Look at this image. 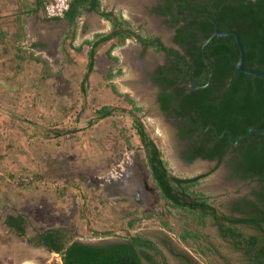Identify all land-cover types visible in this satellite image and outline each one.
<instances>
[{
    "label": "rangeland",
    "instance_id": "obj_1",
    "mask_svg": "<svg viewBox=\"0 0 264 264\" xmlns=\"http://www.w3.org/2000/svg\"><path fill=\"white\" fill-rule=\"evenodd\" d=\"M37 1L0 0V264H61L59 254L38 241L47 229H58L66 243L90 245L146 237L157 244L167 264H185L171 251L187 255L193 264H246L209 217L202 226L197 213L171 208L154 188L134 118L172 175L206 174L193 190L203 193L219 213H227L228 203L252 187L228 171L227 158L219 164L180 161L187 141L178 139L174 122L158 113L156 94L133 84L137 75L126 61L127 56L131 63L139 58L144 69L162 63L163 55L131 39L112 46L110 55L111 42L97 45L81 89L89 50L83 41H94L93 32L105 26L93 14L82 15L73 42L81 49H71L65 39L70 27L64 20H51L45 7L53 0H43V8L20 17L24 34L16 40L15 16L23 5L32 7ZM164 22L150 16L131 26L143 35L158 34L168 46L172 30ZM35 57L46 61L47 75ZM102 106L111 107L112 113L98 119L95 112ZM174 161L184 168H175ZM194 164L205 167L189 172ZM8 215L22 216L23 235L7 228ZM186 231L197 238L183 239Z\"/></svg>",
    "mask_w": 264,
    "mask_h": 264
},
{
    "label": "trees",
    "instance_id": "obj_2",
    "mask_svg": "<svg viewBox=\"0 0 264 264\" xmlns=\"http://www.w3.org/2000/svg\"><path fill=\"white\" fill-rule=\"evenodd\" d=\"M181 1L182 4L177 11L181 14V24L175 29L173 40L182 49V53L165 47L158 39L142 38L137 35L139 42L149 45L156 52H164L173 57L169 67H159L157 70L158 74L164 72L163 70L166 72L164 76L154 79L162 88L158 102L161 108L166 110L171 100L179 99L175 103V114L186 116L182 121L187 124L184 128L179 127V136L181 139L186 137L191 139L188 149H192V152L186 159L192 160L200 156L216 159L219 164L225 154L224 147L228 146L231 174L240 179L257 180V201L248 202L250 209L242 217L218 213L203 193L193 190L206 174L190 178L172 175L157 145L136 118L133 120L134 130L144 151L145 163L154 188L160 198L171 208L197 213L202 226L204 219L209 217L219 236L228 239L232 247L243 256L244 245L238 239V233L242 227L255 228L261 236H249V243L257 252L258 261L264 262V134L253 130L248 137L237 139L239 135L247 134L251 126L264 130V80L235 70L238 49L233 35L213 36L202 46L204 40L213 32L214 26L209 19L213 17L220 30L234 29L238 32L245 49L244 65L264 72V0H204V5ZM44 4L43 0H38L32 7L26 4L21 7L20 13L14 18L17 28L13 37L15 36L16 40L24 34L23 19L20 17L22 15L26 17L38 7L43 8ZM87 5L88 9H95L99 6V0H69L67 8L60 16L49 17L54 20L64 19L69 23L70 31L65 35V39L69 47L76 51L81 49L73 45L77 18ZM178 22L177 17L173 18L172 24ZM126 26L129 27V22L121 20L118 31L106 36L96 34L93 36L94 41H83L89 46V50L87 71L82 78L81 89L84 88L88 72L92 70L95 47L116 35L117 38L107 50L110 55L109 50L112 46L116 43L121 45L126 38L132 36L130 30L122 29ZM2 34L0 33V38H3ZM34 59L43 63L42 70L47 75L46 61L39 57ZM188 75L196 81L193 89L186 93L182 87H173L172 92H164L174 85L177 77L186 83ZM112 90L115 91L114 87ZM125 100L133 105L135 111L140 110L131 98L126 97ZM95 113L98 119L107 118L111 115L112 108L102 106ZM203 131L213 133L209 137L216 143L211 149L203 145L208 137ZM223 131L230 134V142L227 141L226 134L218 138ZM196 144L199 146L196 147ZM4 223L9 230L23 235L22 216L8 215ZM132 224L133 221L129 226ZM182 237L197 238L188 231L184 232ZM38 241L50 252L59 254L61 264H144L143 261L156 264L155 259L158 264H167L166 257L157 244L139 235L127 236L112 243L90 245L77 240L66 243L58 229H47L38 236ZM176 256L187 264H193L191 259L183 254ZM250 261L253 262L251 259Z\"/></svg>",
    "mask_w": 264,
    "mask_h": 264
},
{
    "label": "flooded vegetation",
    "instance_id": "obj_3",
    "mask_svg": "<svg viewBox=\"0 0 264 264\" xmlns=\"http://www.w3.org/2000/svg\"><path fill=\"white\" fill-rule=\"evenodd\" d=\"M189 3H197V4H205L204 0H186ZM182 4L181 0H106L103 2V0H99V6L95 9H88L89 5H87L85 7V9H83V12L81 13V15L77 18L80 19V17L84 14H93L97 17L98 22L102 25L105 26V28H101L99 30H96L93 32V35L99 34V35H108L110 33H112L113 31H118L119 30V22L121 20H126L129 22V27H124L122 29H126V30H130L133 34L132 36L129 38H126L124 43L126 41H128L129 39H131L133 42H136L137 44H139L143 49H147L148 47H150L149 45H145L141 42H139L137 40V35H139L142 38H155L158 39L162 44L163 42L161 41V38L158 34L156 33H152V35L147 36V35H143L142 30L139 28H132L131 26V22L132 21H147V18L150 16H153L155 18H158L160 20H165L164 24L169 25L170 29L172 30V34H171V39H170V45H164L165 47H169V48H173L174 50H177L179 52L182 53V49L174 42L173 38L175 35V29L181 24V14H178V8L179 6ZM169 8V9H167ZM132 10H136L137 14L135 15L134 13H130V11ZM126 12V15L124 14ZM177 13V15H175ZM179 20L178 23L176 24H172L173 18H176ZM54 20V19H51ZM59 20H64V19H59ZM65 21V20H64ZM67 23V25L69 26V23L67 21H65ZM108 30V31H107ZM93 38V37H92ZM117 38L116 35L113 36V38H111L110 40L106 41V42H101L102 43H113V41ZM110 43V44H111ZM98 44V45H100ZM109 44V45H110ZM117 45V43H116ZM152 48V47H150ZM156 52V51H155ZM159 55H163L164 59L163 62H157V63H150L149 65H145V68L143 69V65H141V60L138 58V62H132L129 60L131 57L127 56L126 57V61L128 62V66L136 73V80H133V84L136 83L137 86L139 88H141L142 91L147 90V93H152L154 92L156 94V104H157V109H158V113L161 116H164L168 119H170L171 121L174 122V129L176 131V136L178 137V139H181L179 136V132H180V128L179 127H185L187 124L186 122H183L182 119L186 118V116L181 117L179 115L175 114V103L176 101H179V99H175V100H171L170 101V105L169 107L166 108V110H163L158 102V97L161 95L162 93V88L160 85H158L155 82V78L157 77H161L165 75V70H163L164 72L158 74L157 70L159 69V67H169L170 65V60L173 57L168 56L167 54H165L164 52H156ZM245 60V59H244ZM237 61V60H236ZM236 65V63H235ZM165 69V68H164ZM145 77V80H144ZM187 82L185 83L184 80H182L181 78L177 77L176 81L174 82V85L171 88H167L165 89L164 92L166 93H170L173 90V87H179L183 89L184 92H188L189 90L193 89L194 85L196 84V81L194 79H192L190 77V75H188L187 78ZM145 83V84H144ZM146 88V89H145ZM149 93V94H150ZM191 128V127H188ZM205 135L207 137V141L203 142L204 146H208V148H212L214 146V144L216 143L214 141L213 138L210 139V135L213 133H209L208 131H203ZM226 134V138L228 139L227 141L230 142L231 141V137L230 134L227 131H223L221 133V135H218V138H221L222 136H224ZM240 136V135H239ZM205 137V138H206ZM238 138V137H237ZM182 141H187L185 142L184 146H182L180 149V161H182L183 163H187L190 164L192 162H194V160H196L197 158H200V161H207L208 163H215L217 164V160L216 159H207V158H203L200 156H197L195 158H193L192 160H187L186 157L188 156L189 153H191L192 149H188V143H190L191 139L190 138H184L181 139ZM236 142H234L235 144ZM199 146L198 144H196V147ZM225 148V154L222 157L221 161L219 163L222 162V160L224 158H227V167H228V171L231 173V169L229 167V147L226 146ZM177 159V158H176ZM178 160V159H177ZM180 164V162H179ZM181 169L184 168V166L182 164H180ZM198 167H196L195 169H198L199 167H205L204 164L201 165H197ZM183 167V168H182ZM191 170V171H190ZM189 172H193V167H189ZM200 175V174H198ZM195 175V176H198ZM194 176V177H195ZM190 178V177H189ZM238 181L241 182H247L249 185L252 184V187L250 188V191L246 194V195H242L239 197H236L234 199H232L229 203H228V208H227V213H223L227 216L230 215H234L235 217H242L244 216L250 209V205L248 204V202H256L257 198H256V194L258 192V182L257 180H250V179H240L237 178ZM255 192V193H254ZM138 193L139 195V189L137 188L135 191V197L136 194ZM219 213V212H218ZM244 229H249L250 231H253V234H246L244 232ZM260 233L255 229L252 228L250 226L247 227H242L241 231H239L238 233V239L240 241H242L244 247H243V253H245V258H246V264H264V262L262 261H258L257 259V252L253 250V246L250 245L249 243V236H261L259 235ZM249 250V251H247ZM172 253V252H171ZM176 254H182V253H175L173 251L172 255L176 256ZM185 255V254H183ZM186 257H188L187 255H185ZM179 259L182 260V258H180L179 256H176ZM253 260V262L250 261ZM185 264H187L184 260H182ZM148 263V262H147ZM150 264V263H148Z\"/></svg>",
    "mask_w": 264,
    "mask_h": 264
},
{
    "label": "water",
    "instance_id": "obj_4",
    "mask_svg": "<svg viewBox=\"0 0 264 264\" xmlns=\"http://www.w3.org/2000/svg\"><path fill=\"white\" fill-rule=\"evenodd\" d=\"M209 19H210V21L212 22V24L214 26L213 32H212V34L210 35L209 38L204 40L202 46H204L213 36L233 35L234 39H235V42H236L237 49H238V58H237V61H236L235 70L236 71H240V72H242L244 74L252 75L254 77H257V78H260V79L264 80V72L263 71L255 69V68H247L244 65L245 49H244V47H243V45L241 43V40H240L238 32L236 30H234V29H228V30H223L222 31V30H220L218 28V25H217L216 21L213 19V17H209ZM253 130L257 131L259 134H264V130L258 129L255 126H251V127H249L247 134L240 135V136H238L237 139H240L241 137H248ZM197 160H200V158H197L196 160H194V162L197 161ZM138 196L139 195L137 193L136 197H135L136 201H138Z\"/></svg>",
    "mask_w": 264,
    "mask_h": 264
},
{
    "label": "built area",
    "instance_id": "obj_5",
    "mask_svg": "<svg viewBox=\"0 0 264 264\" xmlns=\"http://www.w3.org/2000/svg\"><path fill=\"white\" fill-rule=\"evenodd\" d=\"M69 0H53L45 7L49 17L60 16Z\"/></svg>",
    "mask_w": 264,
    "mask_h": 264
},
{
    "label": "bare ground",
    "instance_id": "obj_6",
    "mask_svg": "<svg viewBox=\"0 0 264 264\" xmlns=\"http://www.w3.org/2000/svg\"><path fill=\"white\" fill-rule=\"evenodd\" d=\"M173 164H174L175 168H181V166H180V164H179L178 162L174 161ZM197 165H198V164H194V165H193V170H195V168L198 167ZM199 165H200V164H199ZM190 171H191V170H190Z\"/></svg>",
    "mask_w": 264,
    "mask_h": 264
}]
</instances>
